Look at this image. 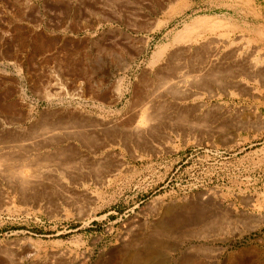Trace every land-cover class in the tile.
Wrapping results in <instances>:
<instances>
[{
	"label": "rangeland",
	"instance_id": "obj_1",
	"mask_svg": "<svg viewBox=\"0 0 264 264\" xmlns=\"http://www.w3.org/2000/svg\"><path fill=\"white\" fill-rule=\"evenodd\" d=\"M190 22L264 61V0H0V264H264V76L143 108Z\"/></svg>",
	"mask_w": 264,
	"mask_h": 264
},
{
	"label": "bare ground",
	"instance_id": "obj_2",
	"mask_svg": "<svg viewBox=\"0 0 264 264\" xmlns=\"http://www.w3.org/2000/svg\"><path fill=\"white\" fill-rule=\"evenodd\" d=\"M158 2V1H157ZM159 3V2H158ZM162 7V6H161ZM152 13V12H151ZM207 19V17H200V20L203 21ZM213 20V19H212ZM210 23V21H207ZM217 24V23H216ZM214 24L215 26H217ZM167 25V23L158 22L154 30L161 29ZM213 27V26H212ZM217 31H215L213 28H196L193 25V22L185 23L183 28L178 32L177 37L175 39L176 44L172 46L171 49L168 50V45H165L160 52L156 54H160L159 58H157L153 62V84L151 85V90L149 95L147 96L145 107H143L146 110L151 106L154 105L157 101L160 100H166L169 97H175L182 99L180 97H186L188 93L178 91L177 88L183 86V84L187 81H191V84H195V87L197 84H200V82H204L205 75H208V72L215 66L219 65H229L230 67L233 66L237 72L238 77H246L250 80L257 79L259 77L264 76V61L256 57V54L261 51L259 47H252L249 46L250 41H247L243 37H237L239 39L236 40V44L230 45L228 47H223L224 44L228 42L227 39L222 41V46L218 48H214L211 50L209 55L207 57H204L200 55L199 57H191L190 53L193 49H195L194 45L198 42H208L211 40H214L216 37H210L214 36ZM210 35V36H208ZM220 36V35H219ZM218 36V37H219ZM256 41L263 42L264 43V36H256ZM216 41H220V39H215ZM234 40V39H233ZM147 42V41H146ZM138 43V42H137ZM207 44V43H206ZM204 45L202 44V47ZM126 47V46H125ZM207 47V46H206ZM205 47V48H206ZM213 47V46H212ZM197 48V47H196ZM209 48V47H208ZM121 49V48H120ZM198 49V48H197ZM202 49V48H201ZM206 50V49H205ZM199 51V50H198ZM201 51V50H200ZM195 52V50H193ZM118 54V53H117ZM162 54H165L162 57H160ZM197 54V53H196ZM195 54V55H196ZM205 54H208L207 52ZM199 55V54H198ZM157 56V55H156ZM206 56V55H205ZM201 57V58H200ZM203 57V58H202ZM162 58V59H161ZM201 59H204V63L202 64ZM94 60V59H93ZM111 61V60H110ZM96 66V65H95ZM94 67V66H93ZM100 68V67H99ZM220 68V67H219ZM232 68V67H231ZM97 69V68H95ZM215 69V68H214ZM220 70V69H219ZM198 74H192L193 72H196ZM214 72V71H213ZM211 73V72H210ZM212 74V73H211ZM236 74V73H234ZM52 75V74H51ZM216 75V74H215ZM225 75V74H224ZM236 76V75H235ZM143 77V76H142ZM147 77V75H146ZM204 77V78H203ZM210 77H208L207 80ZM213 78V76L211 77ZM229 78V77H228ZM148 79V78H147ZM204 79V80H203ZM262 79V78H261ZM203 80V81H202ZM233 81V80H232ZM264 81V80H263ZM143 82V81H142ZM225 83V82H224ZM56 84V82H55ZM190 83H188L189 85ZM205 84V83H203ZM202 85V84H201ZM218 85V84H217ZM222 85V84H220ZM224 85V84H223ZM243 85V84H242ZM56 86V85H55ZM191 86V85H189ZM199 86V85H198ZM260 86V85H259ZM194 87V88H195ZM222 87V86H221ZM148 88V87H147ZM193 88V87H192ZM206 88V87H205ZM240 88V87H239ZM187 89V88H185ZM208 89V88H207ZM206 89V90H207ZM246 90V89H245ZM250 90V89H249ZM189 91V90H188ZM242 91V90H241ZM200 92V91H199ZM239 93V92H238ZM190 94V93H189ZM198 94V93H197ZM250 96V95H249ZM191 97V96H190ZM253 97V96H252ZM173 99V98H172ZM185 99V98H184ZM162 103V102H161ZM143 109V110H144ZM151 109V108H150ZM135 111V110H134ZM143 112V111H142ZM141 112V113H142ZM144 112V113H145ZM249 112V111H248ZM247 112V113H248ZM140 113V112H139ZM146 115H148L146 113ZM150 115V114H149ZM249 115V114H248ZM248 115H246L248 117ZM136 116V115H135ZM244 116V117H246ZM146 120V118L144 119ZM249 120V119H248ZM148 121V120H147ZM148 123V122H147ZM146 126L143 128L139 125H135L130 130V134L132 133L133 136L137 137L140 135H144L146 131L150 129L151 124H145ZM253 126V125H252ZM154 127V126H153ZM152 129V128H151ZM48 132V131H46ZM50 132V131H49ZM48 132V133H49ZM57 133V132H56ZM126 133V132H125ZM149 133V132H148ZM124 134V133H123ZM128 134V133H127ZM43 135V134H42ZM54 135V134H53ZM56 135V134H55ZM58 136V135H56ZM62 136V135H61ZM126 136V135H125ZM132 136V135H131ZM46 137V136H45ZM48 137V136H47ZM54 137V136H53ZM52 137V138H53ZM128 137V136H127ZM137 137V138H139ZM49 138V137H48ZM57 138V137H56ZM131 138V137H130ZM137 138H135L137 140ZM141 138V137H140ZM139 138V139H140ZM134 139V140H135ZM143 139V137L141 138ZM144 140V139H143ZM27 141V140H26ZM141 141V140H140ZM38 142V141H37ZM113 142V141H112ZM139 142V141H138ZM29 144L28 146H31L29 142H26ZM19 144V143H18ZM24 144V143H23ZM20 145V144H19ZM18 145V146H19ZM43 145V144H42ZM23 146V145H21ZM26 146V145H25ZM23 146V148L25 147ZM37 146V145H36ZM35 146V148H36ZM98 146V145H97ZM104 147V146H101ZM15 148V147H14ZM22 148V149H23ZM105 148V147H104ZM17 149V148H16ZM19 149V148H18ZM25 149V148H24ZM111 168V167H110ZM1 172H6L2 170ZM9 172V171H8ZM21 172V171H20ZM49 171L44 168L40 170V172H35V175H42L45 173H48ZM15 173V172H14ZM111 173V172H110ZM110 175V174H109ZM114 175V174H113ZM11 176V175H10ZM6 179V178H5ZM10 183L13 182L11 180L16 181L22 186H26L30 184L32 181L40 180L43 178H32L22 175L21 173H16L10 178H7ZM99 180V179H98ZM7 181V180H6ZM100 181V180H99ZM8 182V181H7ZM8 184V183H7ZM10 185V184H9ZM21 188V187H20ZM198 239V238H197ZM199 241V240H198ZM219 251V250H218ZM109 262V260L107 261ZM106 263V262H105ZM104 264V262H103Z\"/></svg>",
	"mask_w": 264,
	"mask_h": 264
}]
</instances>
